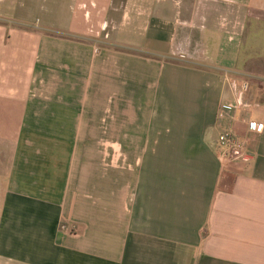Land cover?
Segmentation results:
<instances>
[{"label":"crops","instance_id":"obj_1","mask_svg":"<svg viewBox=\"0 0 264 264\" xmlns=\"http://www.w3.org/2000/svg\"><path fill=\"white\" fill-rule=\"evenodd\" d=\"M0 264H264V0H0Z\"/></svg>","mask_w":264,"mask_h":264},{"label":"built area","instance_id":"obj_2","mask_svg":"<svg viewBox=\"0 0 264 264\" xmlns=\"http://www.w3.org/2000/svg\"><path fill=\"white\" fill-rule=\"evenodd\" d=\"M242 88L234 90V102L233 106H244L242 101ZM232 107V104L224 103L220 106V110H228ZM249 130H256V124L252 121L247 123ZM216 144L218 146L217 157L220 163L223 165L224 159H235L242 156V143L238 140L235 134L230 130H225L217 134Z\"/></svg>","mask_w":264,"mask_h":264}]
</instances>
